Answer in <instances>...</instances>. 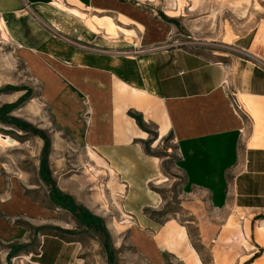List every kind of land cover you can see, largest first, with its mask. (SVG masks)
Masks as SVG:
<instances>
[{
  "label": "crops",
  "instance_id": "0c3cea01",
  "mask_svg": "<svg viewBox=\"0 0 264 264\" xmlns=\"http://www.w3.org/2000/svg\"><path fill=\"white\" fill-rule=\"evenodd\" d=\"M102 12L137 19L118 0H0L7 37L54 126L116 176L129 243L152 261L168 254L202 264L184 227L144 213L162 206L150 189L160 182V161L142 147L148 124L174 140L182 195L207 199L222 218L200 231L212 264H264V57L252 54L245 38L208 57L167 44L166 26L129 17L139 36L123 44L115 40L122 29L94 15ZM23 185L0 160V264H83L78 242L50 233L35 251L9 256L11 247L30 242V230L58 225L55 210L24 195ZM233 240L238 248L229 246Z\"/></svg>",
  "mask_w": 264,
  "mask_h": 264
},
{
  "label": "rangeland",
  "instance_id": "374dc122",
  "mask_svg": "<svg viewBox=\"0 0 264 264\" xmlns=\"http://www.w3.org/2000/svg\"><path fill=\"white\" fill-rule=\"evenodd\" d=\"M118 1L137 16L131 19L127 15L131 21L166 26L167 44L213 58L214 52H229L227 47L233 48L235 41L245 38V42L252 44V54L264 57V0ZM94 15L109 18L122 29L115 38L120 43L139 36L137 24L127 17L114 12ZM257 32H263L259 40L255 39ZM16 57L0 19V98L5 100L0 104V137L8 138L12 145L0 144V160L20 174L24 195L55 210L58 225L30 230V242L11 247L9 256L35 251L38 238L50 233L78 242L83 264H187L168 254L149 260L129 243L130 218L121 211L116 176L109 174L106 166H97L95 157L54 126L47 106L39 99L38 85ZM142 127L147 133L143 150L160 161L161 170L159 184L150 189L161 197L162 206L158 211H145L161 224L176 220L186 229L202 264H212L210 248L201 244L200 231L210 223L221 222V216L211 210L207 199L200 203L182 195L183 177L177 167L178 152L173 138H160L153 125ZM213 229L207 241L210 246L217 241L218 228ZM223 242L220 239L218 244ZM236 242L233 240L229 246L238 248Z\"/></svg>",
  "mask_w": 264,
  "mask_h": 264
},
{
  "label": "built area",
  "instance_id": "2783aa9c",
  "mask_svg": "<svg viewBox=\"0 0 264 264\" xmlns=\"http://www.w3.org/2000/svg\"><path fill=\"white\" fill-rule=\"evenodd\" d=\"M232 98H233L232 102H233L236 110L241 112V113H244V109L242 108V105L238 102L236 96L233 95Z\"/></svg>",
  "mask_w": 264,
  "mask_h": 264
},
{
  "label": "trees",
  "instance_id": "16d2710c",
  "mask_svg": "<svg viewBox=\"0 0 264 264\" xmlns=\"http://www.w3.org/2000/svg\"><path fill=\"white\" fill-rule=\"evenodd\" d=\"M144 213L147 214L148 216H151V215H150L151 213L149 214L148 211H144ZM55 236H57V237H59L60 239L64 240V238H62V237H60V236H58V235H55ZM66 241L72 242V241H70V240H66ZM193 247H194L195 250H197V249L195 248V246H193Z\"/></svg>",
  "mask_w": 264,
  "mask_h": 264
}]
</instances>
